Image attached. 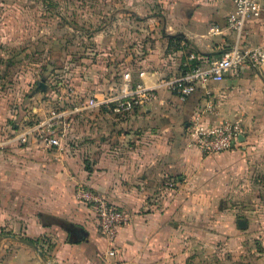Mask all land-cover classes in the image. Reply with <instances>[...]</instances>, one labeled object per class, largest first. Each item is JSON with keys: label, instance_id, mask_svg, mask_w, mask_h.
I'll use <instances>...</instances> for the list:
<instances>
[{"label": "crops", "instance_id": "1", "mask_svg": "<svg viewBox=\"0 0 264 264\" xmlns=\"http://www.w3.org/2000/svg\"><path fill=\"white\" fill-rule=\"evenodd\" d=\"M138 7L140 12L131 9L139 17L146 13L145 22H154L151 31L156 45L149 48L143 67L130 72L133 87L140 83L155 86L165 77L178 75L189 50L216 57L234 42V34L226 29L233 0H140ZM156 9H162L158 15L153 13ZM213 25L224 31L211 32ZM257 44L264 45V14L246 24L243 47ZM128 69L125 61L117 70H108V76L99 73L94 81L107 80L106 89L115 94L124 87ZM85 86L78 87L84 98L105 96L99 91L102 87L93 85L96 91L89 94L84 93ZM206 88L216 105L206 115L209 121L242 119L244 134L232 150L204 154L186 133L192 116L206 105ZM3 120L0 239L17 234L34 240L48 263L28 244L4 239L0 264H104L106 258L112 259L93 208L76 198L80 184L130 213L116 240L113 258L119 264L228 263L229 255L221 254L242 235L239 229H245L238 224L243 190L254 184L252 176L260 166L262 72L243 64L220 82L199 85L185 100L160 86L151 105L122 113L95 107L76 116L75 137L67 136L63 149L47 147L33 136L19 143L14 139L19 133L17 124L2 128ZM7 128L9 135L3 133ZM166 179L176 185L166 186ZM200 217L209 218L207 225ZM215 241L220 244L211 245ZM196 243L209 245L210 251L219 249L220 256L197 261L191 257ZM240 250L236 247L235 256Z\"/></svg>", "mask_w": 264, "mask_h": 264}, {"label": "rangeland", "instance_id": "2", "mask_svg": "<svg viewBox=\"0 0 264 264\" xmlns=\"http://www.w3.org/2000/svg\"><path fill=\"white\" fill-rule=\"evenodd\" d=\"M139 3L140 0H0V118L6 122L2 128L17 124L20 132L70 109L67 92L76 89L79 96L83 93L78 89L81 83L86 84L84 93L91 94L96 91L92 86L98 85L102 87L99 91L108 95L114 90L106 89L107 80L94 81V77L99 73L108 76V70H117L125 61L130 72L143 67L156 40L151 31L154 22H145L146 13L140 17L135 13L141 11ZM134 7L136 11L131 9ZM161 10L153 13L158 15ZM158 17L161 21L162 15ZM8 59L12 62L6 64ZM72 116L73 127L67 134L70 139L76 132L77 115ZM9 129L3 133L11 134ZM259 150L260 166L252 176L255 182L244 186L243 209L239 213L248 226L239 229L242 235L222 252L221 257L229 255L226 264H264V143ZM201 221L207 225L209 218L202 217ZM219 244L215 241L211 245ZM208 246L193 244L190 256L200 262L218 258L219 249L210 251ZM236 247H241L237 256Z\"/></svg>", "mask_w": 264, "mask_h": 264}, {"label": "built area", "instance_id": "3", "mask_svg": "<svg viewBox=\"0 0 264 264\" xmlns=\"http://www.w3.org/2000/svg\"><path fill=\"white\" fill-rule=\"evenodd\" d=\"M234 8L227 18L226 29L234 34V42L227 46L220 55L212 57L195 50H189L181 61L178 75L165 77L155 86L130 84L131 73L126 72L124 87L120 92L103 96L101 99L84 98L78 95L76 89H69L66 99L71 102L70 109L54 113L48 118L40 120L33 126L20 131L14 137L18 142H27L30 136L37 138L47 147L63 149L68 132L73 127L74 114L87 113L95 107L112 108L115 112L132 110L135 106L151 105L157 97L158 87L164 86L171 92L185 100L199 85H206L209 81H222L226 74L234 68L248 64L259 72L264 71V45L243 47L246 24L251 19L260 18L264 14V0H233ZM218 25L211 27V32L222 33ZM208 100L206 105L196 112L186 126V133L191 144L199 148L204 154H217L236 148L244 134L241 118L224 119L212 122L206 118L207 113L215 110V100L212 92L206 88ZM165 185L174 187L173 179H166ZM76 198L89 206L95 212L99 229L109 244L104 264H119L113 257L116 255V240L119 229L127 224L131 218L124 208L112 203L105 195L91 187L82 184L77 186Z\"/></svg>", "mask_w": 264, "mask_h": 264}, {"label": "water", "instance_id": "4", "mask_svg": "<svg viewBox=\"0 0 264 264\" xmlns=\"http://www.w3.org/2000/svg\"><path fill=\"white\" fill-rule=\"evenodd\" d=\"M238 224H239V227L241 228H245L247 226V220L246 219H243V218H239L238 219ZM82 231V229H81ZM4 239H13V240H18V241H21V242H24L26 244H28L29 246H31L36 252H38V254L41 256L42 260L45 262V263H48V260L47 258L44 256V253L43 251L40 249V247L38 246V244H36L34 241L26 238V237H23V236H19L17 234H5L2 236V238L0 239V247H1V244H2V241ZM58 264V263H56Z\"/></svg>", "mask_w": 264, "mask_h": 264}, {"label": "trees", "instance_id": "5", "mask_svg": "<svg viewBox=\"0 0 264 264\" xmlns=\"http://www.w3.org/2000/svg\"><path fill=\"white\" fill-rule=\"evenodd\" d=\"M172 38V37H171ZM224 50V49H223ZM12 62V60L11 59H8L5 63L6 64H9V63H11ZM4 233V232H3ZM32 241H34V240H32ZM35 242V241H34Z\"/></svg>", "mask_w": 264, "mask_h": 264}]
</instances>
